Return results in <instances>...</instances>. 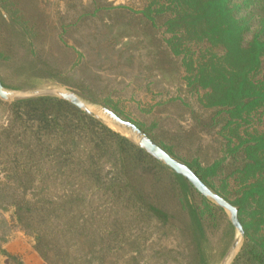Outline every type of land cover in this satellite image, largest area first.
Listing matches in <instances>:
<instances>
[{
  "label": "rangeland",
  "instance_id": "rangeland-1",
  "mask_svg": "<svg viewBox=\"0 0 264 264\" xmlns=\"http://www.w3.org/2000/svg\"><path fill=\"white\" fill-rule=\"evenodd\" d=\"M23 1L31 34L0 7V83L12 92L0 97V131L9 125L10 104L27 90L56 97L57 91L73 92L91 110L106 108L134 124L187 165L236 208L242 228L252 221V232L253 216L245 209L238 214L234 203L237 182L226 176L231 168L212 170L213 162L233 157L225 150L231 134L217 132L225 114L203 106L202 89L189 84L192 73L182 54H173L155 27L124 10L136 9V1ZM155 33L160 41L153 40ZM98 114L103 125L136 145L128 128ZM253 114L242 127L264 132V106ZM9 153V147L0 149V264H232L244 243V229L240 236L225 209L154 158L156 167L134 165L121 176L124 188L140 192L147 212L133 198L110 199V186L96 178L87 186H54L50 192L59 197L53 201L64 202L66 211L75 208V216L44 218L38 215L42 194L13 178Z\"/></svg>",
  "mask_w": 264,
  "mask_h": 264
},
{
  "label": "trees",
  "instance_id": "trees-1",
  "mask_svg": "<svg viewBox=\"0 0 264 264\" xmlns=\"http://www.w3.org/2000/svg\"><path fill=\"white\" fill-rule=\"evenodd\" d=\"M126 1H136V9L124 10L155 27L173 54H182L192 73L189 84L202 89L203 106L225 114L217 132L231 134L225 150L233 157L213 162L212 170L231 168L226 176L237 182L238 214L245 209L255 220L252 232V221L244 222V243L232 264H264V132L242 127L264 106V0H144V5L143 0ZM24 6L23 0H0L5 13L31 34ZM156 33L153 40L160 41ZM10 107L9 125L0 131V149H11L7 163L13 178L42 194L38 215L71 220L75 208L66 211L64 202L56 205L53 199L59 196L50 190L61 183L87 186L96 178L110 186V199L133 198L138 208L149 210L138 190L130 193L121 185V176L134 165L157 166L137 145L56 96L22 98ZM213 120L211 125L217 122ZM51 206L55 210L44 211Z\"/></svg>",
  "mask_w": 264,
  "mask_h": 264
},
{
  "label": "water",
  "instance_id": "water-1",
  "mask_svg": "<svg viewBox=\"0 0 264 264\" xmlns=\"http://www.w3.org/2000/svg\"><path fill=\"white\" fill-rule=\"evenodd\" d=\"M40 90L32 89L27 90L25 92L26 96L23 98H31L37 96H44L40 94ZM12 92L4 90L0 83V97L3 99H7ZM57 97L68 101L70 104L75 106L77 109L83 111L84 113L92 116L96 120L99 119V114L106 116L109 120L113 121L117 125H121L123 127L128 128L136 137V145L138 148L142 149L145 153L150 155L152 158L157 161L162 162L166 167H168L174 174L182 176L186 179L192 187L198 191L202 196L212 199L219 207L225 209L229 213V220L234 228L237 230L240 236L243 235V228L237 217L236 208L226 201L224 198L219 196L218 194L211 191L203 181L185 164L177 161L173 157H171L164 149L158 146L155 142L149 139L146 135H144L138 127L129 121L121 119L112 111L101 108L100 112L96 110H91L75 93L69 91H57ZM22 99V98H20ZM237 240H234L231 247L234 248L237 245Z\"/></svg>",
  "mask_w": 264,
  "mask_h": 264
}]
</instances>
